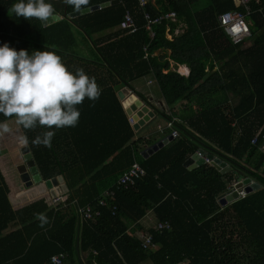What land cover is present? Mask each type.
I'll return each mask as SVG.
<instances>
[{
  "label": "trees",
  "instance_id": "trees-1",
  "mask_svg": "<svg viewBox=\"0 0 264 264\" xmlns=\"http://www.w3.org/2000/svg\"><path fill=\"white\" fill-rule=\"evenodd\" d=\"M112 1L90 0L86 8ZM17 2L0 0V46L7 43L30 55L54 52L69 71L82 68L95 78L102 91L95 102L86 98L77 106L81 115L74 127L25 130L18 128L14 117L0 114V122L7 119L13 128L12 134L0 137V159L8 158L11 148L18 152L15 137L23 133L43 180L63 175L70 189L61 209L51 208L46 196L16 208L0 165V264H53L51 258L58 254L68 255L65 264H264V152L262 141L251 144L264 126V0H253L250 13L234 0H149L146 10L152 17L175 14L174 19L153 25L154 38L146 30L139 0H122L76 17L71 13L77 11L63 0H46L64 16L48 26L10 13ZM128 10L141 27L138 32L120 28ZM235 10L247 14L252 24V36L239 45L218 21L221 14ZM181 24L186 27L177 33ZM79 32L98 58L82 56ZM159 50L162 53L155 55ZM171 62L187 65L189 76L175 72ZM216 62L223 63L218 70ZM149 75L156 79L171 114L135 88L136 81ZM124 87L156 115L174 120L180 135L149 159L143 151L157 141H136L118 94ZM185 102L197 110L186 116L173 112ZM49 130L55 133L51 147L32 143ZM200 148L229 162L232 171L222 174L210 165L189 171L184 163ZM12 161L5 164L9 178ZM136 161L147 176L123 187L109 201L117 206L114 214L99 204L101 195ZM245 177L262 188L222 206L218 197ZM36 192L33 188L23 196ZM88 206L100 216L82 217L79 208ZM151 212L156 225L144 231L139 225ZM166 221L170 229L158 230ZM135 227L140 236L135 235L137 229L132 233ZM143 234L153 236L152 247L144 246Z\"/></svg>",
  "mask_w": 264,
  "mask_h": 264
},
{
  "label": "clouds",
  "instance_id": "clouds-1",
  "mask_svg": "<svg viewBox=\"0 0 264 264\" xmlns=\"http://www.w3.org/2000/svg\"><path fill=\"white\" fill-rule=\"evenodd\" d=\"M63 2L77 12L90 4V0ZM8 11L18 18L41 22L48 21L55 14V8L46 0H19ZM101 91L95 78L89 77L82 68L75 73L69 71L62 58L54 52L33 51L30 55L27 50L17 51L7 43L0 46V114L5 118L14 117L18 128L35 130L38 126L46 129L74 127L81 115L77 106L86 98L95 102ZM168 122L170 121H167V128ZM169 131L172 135V129ZM12 133L13 128L7 119L0 122V137ZM54 135L52 130L45 131L32 143L51 147ZM15 138L21 146L28 144L26 135H16ZM234 186L233 184L226 192ZM40 219L44 220V217L41 216Z\"/></svg>",
  "mask_w": 264,
  "mask_h": 264
},
{
  "label": "built area",
  "instance_id": "built-area-1",
  "mask_svg": "<svg viewBox=\"0 0 264 264\" xmlns=\"http://www.w3.org/2000/svg\"><path fill=\"white\" fill-rule=\"evenodd\" d=\"M252 1L253 0H234L237 7L246 6L249 13L252 10L250 6ZM139 2H140L141 8L144 10L145 20H146V23H145L146 30L150 33L151 38H154L156 34L153 28V25L155 23H161L164 20L175 18L174 13H169V14H166L165 16H159L157 18H154L146 10L149 0H139ZM218 21H219L221 28L227 34V36H229V39H231L234 45L245 43L246 40L249 38V36H252V24L248 21L247 14L241 11L235 10V11L225 12L218 17ZM120 28L124 30H128L130 33H135L140 30L141 27L138 24V21L136 20V17L131 10H128L126 12L125 17L120 24ZM145 50L147 52V47ZM147 56L148 55L146 54L145 58H147ZM130 122L132 125L136 124V121L134 118H131ZM168 128L172 129L173 131L172 132L173 139L174 140L178 139L179 133L174 128V120L168 122ZM240 134L241 132H238V135ZM261 141H262L261 150L264 152V126L261 129V131L256 133V135L253 137V139L251 140V144L253 146H256V145H259ZM204 159L207 165L212 166L211 159L206 158V157ZM146 176H147V170L138 161H136L133 164L132 168L119 179V182H117L111 188L106 189L102 193L101 198L99 200L100 202L99 204L104 207L109 206L113 210L114 214H116L117 206L110 205L109 201L115 200L117 192L121 190L123 187L127 188L128 186L135 184L138 180ZM246 195L247 193L245 191H242L240 193L241 198H245ZM65 197L66 196H59V197L51 199L50 205H52L55 209L60 208L61 204H64L67 202V200H65ZM79 210H80L82 217L87 218V219H91L93 216H96V217L100 216V211L94 209L92 206L79 208ZM157 229L160 231L169 230L170 225L166 221V223L158 224ZM143 235H144L143 237L145 240L144 246L146 248L152 247L154 245L153 236L145 235V234ZM67 257L68 255L66 254H58L51 258V262L53 264H65Z\"/></svg>",
  "mask_w": 264,
  "mask_h": 264
},
{
  "label": "crops",
  "instance_id": "crops-1",
  "mask_svg": "<svg viewBox=\"0 0 264 264\" xmlns=\"http://www.w3.org/2000/svg\"><path fill=\"white\" fill-rule=\"evenodd\" d=\"M153 2H154V0H153ZM59 15H61V14H59ZM63 17L64 16L61 15V19L60 20H62ZM60 20H57L55 22H58ZM54 23H50L48 25H51V24H54ZM185 27L186 26L184 24H181L179 29H177V33H179L180 31H183L185 29ZM110 31L111 30L106 31L104 33H109ZM78 38H79V40H81L83 42L82 43V47H80L82 55L93 53L94 58H96V57L98 58V54L94 50L90 51V47L89 46L87 48L84 47L85 46V44H84L85 39L83 38V35H81V32H79ZM168 38L172 39V35L168 34ZM87 43L88 44L90 43L89 40H88ZM248 45H250V44H248ZM160 53H162L161 50L157 51L155 53V55H159ZM82 64H83V66L86 65L85 62H83ZM222 65H223L222 62H219V63L216 62L215 63V70H218ZM171 66H172V69L175 72L179 73L182 76H186L187 77L190 74V69H189V67L187 65H175L173 62H171ZM88 69L90 70L89 66H88ZM179 69H180V71H178ZM183 69L185 71H183ZM165 73H167V71H165ZM156 82L157 81L154 78V76L153 75L152 76L149 75V76H146V77L136 81L135 82V88H137L138 91H140L143 94H145L147 96V98H149L150 102L155 104L161 110L166 111L167 114H171V111L169 110V108L166 107V104L164 102V99L162 98L160 89H159V87H158ZM118 94H119V97H120L121 101L123 102L124 108H125L128 116H129V120L131 118H135L136 124H138L140 122L141 118H142L139 115L140 113L130 114V111H131V109H133L134 106H138L139 100L141 98H139V96L133 90H131L128 87L122 88L119 91ZM231 99H230V101H231ZM146 105H147V103H146ZM150 110L154 112V116L150 117V119H149L150 121H148L145 126L141 127L140 131L136 132L137 133L136 141H139L140 139H153V140H156L157 142H159V141L163 140L164 138H166V136H164V134L167 131H169V129L167 128V120H165L160 115H156L154 109L150 108ZM193 110H197V109L194 106H193V109H191L190 107H188L186 105V102H185V103H182V104H177L174 107L173 112L177 113V114L179 113L181 115L186 116V114L190 115V114L194 113ZM162 119H164V123L163 124L160 121ZM21 133H22V129H21ZM22 135H23V133H22ZM14 151H16V148H14L13 152H11L13 155H16V153H19V152L14 153ZM18 155L19 156L14 157V161H16L17 164L22 163V156L20 155V153ZM222 160L224 162H226L230 166L229 162H227L224 159H222ZM5 164H8L5 161V159H2V160L0 159L1 168L3 170L4 175L7 178V181L9 183V186H10V189H11L10 198H11V201H12L13 205L16 206V208H18V207H21V206H24V205L30 203V202H28L26 204L24 203V199H26L28 197H31V196H28V197H24L23 196L24 193H26L27 191L24 190V188L22 187V184H21L20 181H16V180H13L12 178L8 177L7 172H6L8 166H5ZM10 174H12V171L10 172ZM241 179L243 180V178H240L238 181L233 182L232 185L229 188H231L233 186V184L236 185L238 182L241 181ZM65 180H66V178H65ZM66 183H67V181H66ZM62 185L63 184H60V186H62ZM67 185H68V183H67ZM261 188H262V186H261ZM53 191H55L54 194L57 195L56 197L60 196V189L59 188H53ZM38 192H39V195L37 197L33 198L32 201H35V200H37V199H39L40 197H43V196L48 197L50 200L53 199V198H56V197H53V195L51 193V190L50 191H41V192L39 190H37V192L33 196H36L38 194ZM64 195H62V196H64ZM51 208H54V207L51 205ZM59 209H61V208H59ZM155 225H156V220H155V217H154L153 213L151 212L142 221V223L139 225V227H141L142 229H145L144 231H150L151 229H154ZM136 229L138 230L137 227L133 228V232L132 233H134ZM137 233H140L139 230H138ZM135 235H136V233H135Z\"/></svg>",
  "mask_w": 264,
  "mask_h": 264
},
{
  "label": "water",
  "instance_id": "water-1",
  "mask_svg": "<svg viewBox=\"0 0 264 264\" xmlns=\"http://www.w3.org/2000/svg\"><path fill=\"white\" fill-rule=\"evenodd\" d=\"M121 3L122 0H115L101 5H96L93 7L83 9L82 11L79 12H72L71 17L80 16L81 14L84 13L93 12L105 7L118 5ZM60 19H61V15L55 13L54 16L50 18L48 21L44 22V24L47 26L48 24L54 23L55 21ZM134 113L135 114L140 113L139 115L142 117L140 122L134 126L136 132L140 131L141 127L145 126L146 123L150 121L149 120L150 117L154 116V112L150 110L149 105L148 104L146 105L145 101H143L142 99L139 100L138 106H134L133 109H131L130 114H134ZM172 141H174L173 136L169 135L163 140L152 144L151 147L143 151L144 158L149 159L151 156H153L155 153H157L159 150L164 148ZM22 153L24 154V159L26 160V165H24L22 168L19 167V170L21 171L20 182L23 188L29 190L36 187L37 190H39L40 192L51 190L53 197L57 196L56 194H54L55 191H53V188L60 189V196L64 194H69L70 189L63 175L44 181L28 145H26L25 148H23ZM204 157H208L209 159H211L212 166H214L216 170L219 171L220 173L227 174L230 171H232L231 166H229L222 159L216 157L213 154H210L209 150L205 148L198 149V151L195 154H193L184 163V167H186L189 171L202 167L205 165ZM60 184L63 185L60 186ZM260 189H261L260 184L253 181L252 178L250 177H245L243 178V180L238 182L232 189L221 195L218 198V200L222 206H227L228 204H232L233 202L240 199V194H239L240 191L244 190L247 194H250Z\"/></svg>",
  "mask_w": 264,
  "mask_h": 264
},
{
  "label": "rangeland",
  "instance_id": "rangeland-1",
  "mask_svg": "<svg viewBox=\"0 0 264 264\" xmlns=\"http://www.w3.org/2000/svg\"><path fill=\"white\" fill-rule=\"evenodd\" d=\"M84 47H87V46H84ZM84 58H87V59H89V60H93L94 59V55H93V53H91V54H86V55H82ZM178 71H180V69L178 70ZM166 108V107H165ZM161 121V123L163 124L164 123V119H162V120H160ZM8 136H7V140H8ZM17 143V140L16 141H14V144H16ZM13 146V145H12ZM18 147H19V150H18V152L20 153V155L22 156V163H19V164H16V163H14V161H12V168H11V171H12V175H11V178H13L12 176L14 175V177H16V178H14V179H17V181H20V170H18V167H20V168H22L24 165H26V160L24 159V154L22 153V150H23V148H25V146H21L20 144H18ZM13 150H14V148H11V150H10V156L8 157V158H6L5 159V161L8 163V165H9V163H10V161L11 160H14V157H16V156H19L18 154L19 153H16V152H14V153H16V155H13L11 152H13ZM21 165V166H20ZM29 168V167H28ZM36 188V187H35ZM33 189V188H32ZM32 189H29V192L32 190ZM24 190L25 191H28L27 189H25L24 188ZM39 195V192H38V194L36 195V196H33L32 194H30V196L31 197H28V198H26V199H24V203L26 204V203H28V202H31L32 200H33V198H35V197H37ZM68 197L69 196H67L66 195V197H65V200H68ZM35 200V199H34ZM50 202H51V200H50ZM59 209V208H58ZM58 209H55V210H58ZM136 235H138V236H140L141 234L140 233H136ZM145 264H150V263H145Z\"/></svg>",
  "mask_w": 264,
  "mask_h": 264
},
{
  "label": "bare ground",
  "instance_id": "bare-ground-1",
  "mask_svg": "<svg viewBox=\"0 0 264 264\" xmlns=\"http://www.w3.org/2000/svg\"><path fill=\"white\" fill-rule=\"evenodd\" d=\"M183 71H185V70L183 69Z\"/></svg>",
  "mask_w": 264,
  "mask_h": 264
},
{
  "label": "flooded vegetation",
  "instance_id": "flooded-vegetation-1",
  "mask_svg": "<svg viewBox=\"0 0 264 264\" xmlns=\"http://www.w3.org/2000/svg\"><path fill=\"white\" fill-rule=\"evenodd\" d=\"M18 170H19V167H18Z\"/></svg>",
  "mask_w": 264,
  "mask_h": 264
}]
</instances>
